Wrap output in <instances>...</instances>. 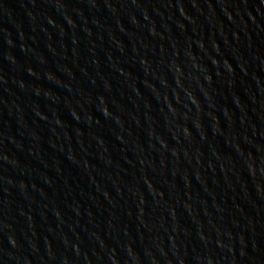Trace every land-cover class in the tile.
<instances>
[{
    "label": "water",
    "instance_id": "95a60500",
    "mask_svg": "<svg viewBox=\"0 0 264 264\" xmlns=\"http://www.w3.org/2000/svg\"><path fill=\"white\" fill-rule=\"evenodd\" d=\"M0 264H264V0H0Z\"/></svg>",
    "mask_w": 264,
    "mask_h": 264
}]
</instances>
